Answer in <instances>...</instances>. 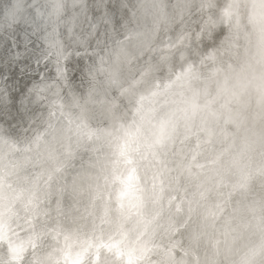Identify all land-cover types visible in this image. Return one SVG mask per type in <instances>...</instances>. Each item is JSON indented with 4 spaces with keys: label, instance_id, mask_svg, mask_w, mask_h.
I'll return each mask as SVG.
<instances>
[{
    "label": "bare ground",
    "instance_id": "obj_1",
    "mask_svg": "<svg viewBox=\"0 0 264 264\" xmlns=\"http://www.w3.org/2000/svg\"><path fill=\"white\" fill-rule=\"evenodd\" d=\"M26 1H33L32 11L38 20L48 24L56 21L55 27L49 26L50 33L37 39L36 45L51 43L60 57L58 60L64 61L68 50L61 41L65 22L53 17L60 8V0ZM125 7L127 13L135 10L140 17L132 18L134 14L125 18L127 26L121 29L122 34H112L108 40L111 43L97 53L86 47V36L81 42L73 40V44L80 43L77 50L83 54L87 75L80 78L78 85L71 90L67 88L61 61L56 75L54 71L55 78L43 79L40 89L35 88L42 101L44 97L58 103L71 98L76 126L57 125L60 119L56 120L54 115L55 124H48L51 128L42 130L31 145L29 139L17 143V136L0 125V170L5 169L0 175V245L9 246L7 251L0 250V264H69L78 254L83 264H95L96 254L100 256V264H131L132 255L146 253L149 238L162 235L168 224L176 223L181 226L173 244L182 247L180 254L162 253L151 262L144 259L142 264H264V135L254 121L246 118L250 113L248 116L258 122L264 111V0H140L134 8L128 4ZM89 23L84 35L101 25L96 18ZM219 23L231 33L227 50L220 48L218 42L209 45L211 30ZM235 33L243 41L240 53L233 48ZM205 40L207 48L203 50L205 47L200 44ZM195 54L200 55L194 57ZM201 58L202 62L214 65L209 71L212 78L206 81L201 80V70H192L193 63ZM177 64H182L179 67L185 70L162 78L160 81L164 83L157 88L156 76H164ZM51 65L54 69L55 64ZM148 71L143 82L140 76ZM51 83L58 90L52 96L45 90ZM77 89L82 92H74ZM115 89L118 92L125 89L124 105L118 115L125 111L131 117L120 126L121 135L114 143V157L123 163L122 177L110 161L94 163L86 157L95 151L99 140L109 138L115 115L111 114L113 104L107 105L105 101L116 102ZM35 100L32 97L26 101V108L42 105V101ZM133 100L135 105L130 110ZM196 127L203 137L195 154H190V161H200V157L214 149L211 172H205L206 178L200 173L202 179L190 173L189 163H183ZM83 133L87 142L91 139L90 144L84 145ZM135 150L140 153L136 158ZM246 156L258 163L255 171L261 174L259 178L252 180L255 177L246 174L243 159ZM152 164L157 170L154 190L145 183ZM63 166L66 169L54 185L48 188L44 185L46 188L41 187L43 190L38 192L37 177L53 179ZM228 173L235 177L228 186L227 205L218 207V186ZM113 183L118 189L115 191L113 186L115 193L109 195ZM176 193L182 196L178 202L181 211L162 218L165 210L159 205L161 200L165 207L168 199H172L169 197L177 196ZM200 194L206 201L197 206ZM147 213L149 219L143 217V221L142 216ZM210 215L214 217L208 222ZM23 218L37 222L28 227L21 223ZM15 224H19L16 230L22 231L11 236L8 229ZM116 233L118 236L113 239ZM94 239L103 240L104 244L93 242ZM156 244L158 251L163 244L160 241ZM99 246H104V252L97 250ZM86 248L88 252L84 253ZM108 251L112 252L111 258L106 254Z\"/></svg>",
    "mask_w": 264,
    "mask_h": 264
},
{
    "label": "rangeland",
    "instance_id": "obj_2",
    "mask_svg": "<svg viewBox=\"0 0 264 264\" xmlns=\"http://www.w3.org/2000/svg\"><path fill=\"white\" fill-rule=\"evenodd\" d=\"M32 1H30L29 3H31ZM23 3H24V0H17V1H15V8L18 6L19 7V11H18V13H17V18H19V16H20V13L23 11V9H25L26 8V6L28 5V4H25V5H23ZM23 8V9H22ZM52 22V23H51ZM49 24H48V26L46 27V28H42V31H43V33H50L49 31L50 30H52L49 26H53V27H55L54 26V24H55V20H53V21H51ZM3 23V24H2ZM2 25V26H1ZM0 26H1V28H0V36H3V34L1 35V30H2V28L4 27V22H0ZM46 30V31H45ZM94 30V29H93ZM99 30L101 31L102 29L101 28H99ZM45 31V32H44ZM116 32L117 33H119V34H122V31L120 30H116ZM234 32H236V31H233V33ZM236 34V36H235V38L233 39V42H235L234 44H235V46H233V48L235 49V47H236V51L238 52V53H240L241 51H242V49H243V47H241V46H243V41L241 40V38H240V36H238V34L237 33H235ZM6 35V34H5ZM4 35V36H5ZM5 37H8V39H10L11 40V37L12 36H9L8 34L5 36ZM238 38V39H237ZM10 40H8V42L12 45H14L16 42H15V39L12 37V40L10 41ZM13 41V42H12ZM122 41V40H121ZM12 42V43H11ZM45 45V44H44ZM44 48H42V50L40 51V52H38L36 55H35V57H39L37 60H39L38 61V63L36 64H34L33 66L34 67H32V66H30V65H28V66H26V65H24V66H26V68L23 66V70L25 71H23L24 72V74L20 71V70H22V67H18V69H16L17 71H13L12 70V72H13V75H12V72H11V70L10 69H6L5 71V73H6V75H8V77L11 79V85H10V87L12 88H10V90L11 91H15V90H19V88H18V86H20L19 84H20V82H19V80H22V78H27L28 76L29 77H34V80H33V87L34 88H38V89H40V84H41V81L44 79V76L46 75V71H48L49 70V72H50V74H51V72H52V78H55V76H54V71L56 70V68H57V64H58V66L59 65H62V62L64 63V66H65V72L64 73H66V71H67V65L65 64V60L64 61H62L61 59L60 60H58L60 57L59 56H57V54H56V52L54 51V49H53V47H52V44L51 43H48L47 45H45V46H43ZM51 49H52V51H51ZM45 51V52H44ZM49 51V52H48ZM11 52H12V54H13V56H14V54H16V52H14V51H12L11 50ZM55 52V53H54ZM81 51L80 50H78V52L77 53H80ZM44 53V54H43ZM47 54V55H46ZM39 55V56H38ZM56 55V56H55ZM40 56H44L43 57V59L40 57ZM40 58H41V60H40ZM56 58H57V60H56ZM228 58V57H227ZM49 59H51V60H49ZM53 59V60H52ZM228 59H231L230 57L228 58ZM45 60V61H44ZM47 60V61H46ZM50 61V62H49ZM58 61H59V63H58ZM62 61V62H61ZM57 62V63H56ZM42 63V64H41ZM47 63V64H46ZM202 65H201V64ZM228 63V62H227ZM226 63V64H227ZM51 64H55V66H54V69H53V65H51ZM213 63H211L210 61L207 63V62H202V58L200 59V60H198V62L196 63H193V72H195L196 70H201L202 71V76H203V78H201V80H208V79H210V78H212L210 75H209V71H210V69L212 70L213 69V67H214V65H212ZM222 64H224V62H222ZM43 65V66H42ZM48 65V66H47ZM141 65V64H140ZM181 65L182 64H177V66H175V68L171 71V72H169V73H167V74H165L164 76H156V77H159V79H158V83H156L157 85H156V87L157 88H159V87H161V85L164 83L163 81H160L162 78H164V77H166L167 75H169L170 73V75H172V73H174V74H178L180 71H184L185 70V68H180L181 67ZM195 65H197V66H195ZM211 65V66H210ZM36 66V67H35ZM38 66V67H37ZM180 66V67H179ZM201 67V68H199V67ZM30 67V68H29ZM49 67H50V69H49ZM178 67V68H177ZM196 67V68H195ZM199 69H198V68ZM225 67V66H224ZM27 68H29V69H27ZM25 69H27V70H25ZM33 69H34V71H33ZM184 69V70H183ZM39 71V73L37 72V71ZM51 70V71H50ZM20 71V72H19ZM28 71H30V72H28ZM33 72V74H32V72ZM176 71L178 72V73H176ZM8 73V74H7ZM28 73V74H27ZM150 73V71H148V72H143L142 74H141V76H140V78H144L147 74H149ZM184 73V72H183ZM27 74V75H26ZM10 75V76H9ZM22 76V77H19L18 78V76ZM31 75V76H30ZM55 75H56V71H55ZM27 76V77H26ZM209 76V77H208ZM13 77V78H12ZM17 77V78H16ZM31 77V78H32ZM39 77V78H38ZM59 76H56V80H58L59 81V78H58ZM168 77H170V76H168ZM172 77V76H171ZM15 79V80H14ZM138 79V77L136 78L135 77V80H137ZM17 81V82H16ZM82 80L80 79V77L78 76V74H76V75H72V76H70V82H72V83H74V84H79L80 82H81ZM14 82V83H13ZM142 82V80L140 81L139 80V83H138V85H140V83ZM143 82H144V79H143ZM15 83H17V88H16V86H15ZM161 83V84H160ZM13 85H14V87H13ZM159 85V86H158ZM13 88H16V89H13ZM160 89V88H159ZM125 90V89H124ZM124 90L122 89L121 91H119L118 92V90H116L115 89V94L114 95H118V96H114L115 97V100H116V102L115 103H113L112 101V99H106V101L105 102H108L107 103V105H111V104H113L112 105V107H113V109L111 110V114H114L115 116H113V120L111 121L112 122V128H111V132H110V134H109V138L107 139V140H103L102 141V139L101 140H99L98 142H97V147H96V149H95V151H93L91 154H88L86 157L88 158V159H90V160H92V162H94V163H98L99 161H101V160H108V161H110V163H111V165H115V168H114V170H116L117 172H119V177H120V173H121V177H122V175L124 174L123 172H124V169H122L121 168V166H122V161L121 160H118V162H117V159H115V157H114V152H113V150H114V147H115V145H114V143L119 139V137H120V135H121V132H120V126L122 127V125H123V123H126V122H128V120L131 118L130 116L129 117H127V115H125V111H124V113H122V112H120V114L121 115H118L119 114V110H121V108H123V105H124V101H125V98L123 97L124 96V94L125 93H123L124 92ZM149 94V93H148ZM148 94H146V95H148ZM145 95V96H146ZM209 96H210V93H209ZM159 98H161V96H159ZM21 100V102L23 101V99H22V97L20 98ZM121 99V100H120ZM119 100V101H118ZM121 101V103L120 104H118L119 102ZM66 102V103H65ZM109 102H111V104H109ZM69 103V104H68ZM73 103V100L70 98L69 100H67V99H64L63 101H59V103L58 102H52L51 100H49L48 98H45L44 97V99H43V101H42V105H41V108L40 107H35V106H33V107H29V108H27V109H25L26 107H21V109H20V113H21V116L22 117H20L21 119H15L14 121H12L8 126H4V127H6L7 128V130L8 131H10L12 134H14L15 136H17V138H18V142L17 143H25L26 142V139H29V141H30V143H31V145L33 144V142L35 141V139L37 140V137H38V134L42 131V130H44V129H48L49 127L51 128V126H53L54 124H55V120H54V118L56 119V120H58V119H60V120H58L59 122L60 121H62V122H58V121H56V122H58V123H56L57 125H64V126H72V127H74V125H75V123H74V120H73V117H72V109H73V107H74V105L72 104ZM134 105H135V100H133L130 104H129V109L130 110H132L133 108H134ZM118 106V107H117ZM35 107V108H34ZM34 108V109H33ZM37 108V109H36ZM39 108V109H38ZM23 109V110H22ZM31 109V110H30ZM70 109V110H69ZM38 110H40V112L38 111ZM41 110H42V112H41ZM35 111V112H34ZM37 111V112H36ZM51 112V113H50ZM67 112V113H66ZM115 112V113H114ZM24 113V114H23ZM33 113V114H32ZM36 115H35V114ZM40 115H39V114ZM43 113V115H41ZM67 114V115H66ZM24 115V116H23ZM28 115V116H27ZM31 115V116H30ZM35 115V116H34ZM47 115V116H46ZM54 115H56L55 117H54ZM26 116V118H23V117H25ZM39 116V117H38ZM42 116H43V119H42ZM34 117H35V119H34ZM41 117V118H40ZM47 117V118H46ZM49 117V118H48ZM52 117H54V118H52ZM65 117V118H64ZM28 118V119H27ZM39 120H38V119ZM45 118V119H44ZM127 118V119H126ZM31 119V120H30ZM33 119V120H32ZM49 119H50V121H49ZM52 119V120H51ZM126 119V120H125ZM25 120V121H24ZM26 120H27V122H26ZM46 120H48L47 122H46ZM54 120V121H53ZM73 120V121H72ZM29 121H30V123H29ZM41 121V122H40ZM51 121H53V124H52V122ZM120 121H121V123H120ZM14 122H16V123H14ZM21 122H22V124H21ZM24 122V123H23ZM46 122V123H45ZM49 122V123H48ZM51 122V123H50ZM117 122L119 123V124H117ZM20 125H19V124ZM35 123V124H34ZM45 123V124H44ZM27 124V125H26ZM37 124H38V126H37ZM48 124H51V126H47ZM69 124V125H68ZM10 126V127H9ZM20 126V127H19ZM45 126V127H44ZM76 126V125H75ZM18 127V128H17ZM37 128V129H36ZM21 130V131H20ZM85 132V131H84ZM34 133H36V134H34ZM112 136V137H111ZM118 136V137H117ZM83 137H84V139H83V142H84V145H88V144H90L91 143V139L90 140H88V142H87V140L85 139L86 137H85V133H83ZM203 137V132L198 128V127H196V128H194V130H193V132H192V138H191V140H190V143H189V145H188V147H187V149H186V151H187V156H186V158H185V160L183 161V163H189V168H190V173H192V174H194V175H197V177H198V179H202V178H206V176H208V174L206 175V173H210L211 171V166L213 165V161L211 160V158H212V155H213V152H214V149H210V151H208L205 155H203L202 157H200V161H199V159L198 160H196V161H194L193 162V160L192 161H190V157H191V155L190 154H195V152H196V148H197V146H198V141H199V139H201ZM117 138V139H116ZM102 147V148H101ZM103 150V151H102ZM138 150V149H137ZM137 150H135V158L136 157H138L139 156V152L137 151ZM101 151V152H100ZM94 153V154H93ZM96 153V154H95ZM99 154V156H97ZM99 157V158H98ZM96 159H98V160H96ZM244 159V165H245V169L248 171L246 174H249V175H251V177H255V178H253L252 180H254V179H256V178H259L260 176H261V174H259L258 173V171L256 172L255 171V169L257 170V168H258V163L257 162H251V161H249L248 159H247V156L246 157H244L243 158ZM142 160V159H141ZM141 160H139V162L141 161ZM189 161V162H188ZM117 162V163H116ZM199 163H201V165H199ZM246 163H247V165H246ZM251 165H250V164ZM117 164V165H116ZM193 164V165H192ZM195 164V165H194ZM249 164V165H248ZM253 164V165H252ZM110 165V166H111ZM203 165V166H202ZM257 165V166H256ZM118 166V167H117ZM198 166H200L201 168L202 167H205V168H200V170H198ZM251 166H253L252 168H251ZM256 166V167H255ZM64 167V166H63ZM63 167H61L60 168V170H58L55 174H57L56 175V177L55 178H53V179H45L43 176H40V177H37V182L39 183V189L40 190H38V192L39 191H41V190H43V189H45L46 187L45 186H47V188L48 187H50V186H53L54 185V183H55V181L57 180V179H59L61 176H62V174L64 173V171H65V169H66V166L63 168ZM152 170H149V172H148V180H146L145 181V183H147L146 184V186L147 187H149L151 190H154V182H153V179L155 178V173L157 172V170H155V166H154V164H152ZM209 168V169H208ZM250 168H251V170H250ZM120 169V170H119ZM196 169V170H195ZM207 169H208V171H207ZM253 169V170H252ZM154 170V171H153ZM196 171V172H195ZM252 172V174L251 173H249V172ZM2 172V173H1ZM5 173V169H1L0 170V175H2L3 176V174ZM206 172V173H205ZM197 173V174H196ZM202 173H204V175H202V178L200 177V175ZM59 174V175H58ZM151 174V175H150ZM5 176V175H4ZM58 176V177H57ZM204 176V177H203ZM229 176V177H228ZM173 177V179H175V176L173 175L172 176ZM234 175L233 174H231V173H228V175H226L225 177H223L225 180H226V182H225V180H223L222 179V181H221V183H220V185L218 186V190L220 189V196L218 197L219 199H217L216 201H218V203H217V205H218V207L221 205V206H223V205H227V193H228V189H229V187H230V185H232V181H233V179H234ZM39 178V179H38ZM229 178H231V179H229ZM233 178V179H232ZM231 180V181H230ZM42 182V183H41ZM46 182V183H45ZM52 182V183H51ZM211 184L213 183V181L212 180H210L209 181ZM64 183V184H63ZM62 183V186H64L65 185V183L66 182H63ZM229 183V184H228ZM43 184V185H42ZM27 185V184H26ZM42 185V186H41ZM45 185V186H44ZM112 185V184H111ZM113 186H116V188H115V191H117V189H118V186L116 185V183H113V185L112 186H110V189H109V195H112V194H114L115 193V191H113L112 189H114L113 188ZM224 186H226V187H224ZM229 186V187H228ZM43 189H42V188ZM112 188V189H111ZM226 189V190H225ZM111 191V192H110ZM178 192V191H177ZM177 194V196L175 195V194H173V195H171L169 198H172V199H168L169 201H168V203L166 204V206L165 207H163V201L164 200H161V202H160V206L165 210L164 211V215L162 216V218H165L166 217V215L168 216V215H173V214H177V213H179L180 211H181V209L178 207V202H181L182 201V196L181 195H179V193H176ZM202 194V193H201ZM199 195V197H198V200H197V206L198 205H200L202 202L203 203H205V201H206V199H205V197H203L202 198V195ZM222 195V196H221ZM37 196L40 198V200H44V198L43 199H41V194L40 193H37ZM254 195H251V196H249V197H253ZM221 197V198H220ZM226 197V198H225ZM178 198V199H177ZM224 200H223V199ZM176 200V202H175V200ZM200 199V200H199ZM204 199H205V201H204ZM179 200V201H178ZM225 201V202H224ZM221 202V203H220ZM175 203V204H174ZM200 203V204H199ZM170 204V205H169ZM174 205V206H173ZM195 205V206H196ZM216 205V206H217ZM170 206H171V208H170ZM196 206V207H197ZM167 207V208H166ZM218 207H215V208H213V210L214 211H216V209L218 208ZM168 210V211H167ZM148 216V213L146 214V215H143L142 216V219H143V217H144V219H149V216ZM214 216L213 215H210V217H208L207 218V221L208 222H211V219L213 218ZM210 218V219H209ZM144 219H143V221H144ZM146 219V220H147ZM167 219H169V218H167ZM145 220V221H146ZM163 220V219H162ZM22 221L23 222H21L22 224H25V225H27L28 227H30V226H32L33 224H35L37 221L35 220V219H32V218H23L22 219ZM19 222V224H21ZM60 222L63 224H66L65 222H63V220H60ZM18 224V225H19ZM49 224V223H48ZM62 225V226H65V225ZM16 225V224H15ZM13 225L14 227H15V229H14V227L13 226H11L9 229H8V231L10 232V234H11V236H13V235H15V234H13V233H17L18 235H20V233H21V231L19 230V231H17L19 228H18V225ZM50 225V224H49ZM53 225V223H51V225L50 226H52ZM176 225V226H175ZM175 225H172V224H168V226H167V228H169V229H167L166 228V230H167V232H165V233H162V235H160V236H154L153 238H149L148 239V242H147V249H146V253L143 255V254H138V255H136V256H133L132 255V259H133V261H132V259H131V264H142V262L144 261V259H145V261L144 262H147L148 260L150 261H152V259H154V258H156V256H159L160 254L161 255H163L164 253H176L175 254V256H177V255H179L180 254V251H182V247L180 246V245H175V244H173V241L175 240V238H176V236H177V233H178V229H179V227L181 226V225H179V223H176ZM178 225V226H177ZM208 225V224H207ZM173 226V228L171 229V227ZM18 228V229H17ZM177 228V229H176ZM17 229V230H16ZM51 229L53 230V228L51 227ZM50 229V231H52ZM14 230H16V232H14ZM26 230H28V229H26ZM165 230V231H166ZM170 230H172V232L170 231ZM170 231V232H169ZM167 233V234H166ZM169 233H171V234H169ZM173 233V234H172ZM10 234H9V236H10ZM164 234V235H163ZM118 236V234L116 233L115 235H113V239L114 238H116ZM164 236V240L162 241L161 240V237H163ZM158 237H160L159 238V241L161 242V244H163L162 245V249L164 250V252H163V250H161V248H158V251L156 250L157 248V244L156 243H159V241H158ZM111 238V239H112ZM157 238V239H156ZM170 238H171V240H170ZM152 239H155V240H152ZM174 239V240H173ZM110 240H106V243H108ZM140 241V240H139ZM155 241V242H154ZM93 242H101V245H103L104 244V242H103V240H99V239H94V241ZM154 242V243H153ZM105 243V244H106ZM152 243H153V245H152ZM6 245V244H5ZM5 245H0V250H3V251H7L8 250V247L9 246H5ZM7 245H8V243H7ZM5 246V247H4ZM175 246V247H174ZM103 248H104V246H102ZM102 247L101 246H99L98 247V249L97 250H99V252L101 253V252H104V249H102ZM151 247V248H150ZM170 247V248H169ZM177 247V248H176ZM181 247V248H180ZM155 249V250H154ZM181 249V250H180ZM154 250V251H153ZM153 251V252H152ZM148 253H150L149 255H148ZM163 253V254H162ZM106 254H107V256L108 257H110L111 258V256H112V252H110V251H108V252H106ZM147 254V255H146ZM90 255H92V253H90ZM121 255H123V252L121 251ZM146 255V256H145ZM140 256H142V257H140ZM123 257V256H122ZM145 257V258H144ZM142 258V259H141ZM146 259H147V261H146ZM135 260V261H134ZM137 260V261H136ZM139 261V262H138ZM148 261V262H149ZM150 261V262H151ZM63 261H61V263H62ZM130 262V261H129Z\"/></svg>",
    "mask_w": 264,
    "mask_h": 264
},
{
    "label": "water",
    "instance_id": "obj_3",
    "mask_svg": "<svg viewBox=\"0 0 264 264\" xmlns=\"http://www.w3.org/2000/svg\"><path fill=\"white\" fill-rule=\"evenodd\" d=\"M15 1L17 0H0V22H4L1 34H8L9 36L14 37L16 42L14 45H11L8 42V37L0 36V125L2 127L8 126L15 119H20L21 113H19V110L21 109V106L26 107V101L30 98L36 97L37 100H35V102L39 100L42 101V99H40V95L38 94L39 92L32 87L34 77H27L19 80V90L17 89L15 91H11V79L5 73L6 69H10L12 72V70L16 71L18 67L27 64L33 66L35 63H38L39 60H37L35 55L42 50L44 44L38 46L36 45V41L41 38L40 36L45 34L43 33L42 28H46L48 26V22L38 20L35 16L32 11L34 7L33 1L29 4L30 1L24 0L23 5H28L20 13L19 18H17L18 12L14 17H10L8 15V11L15 8ZM77 1L78 0H63L62 2V0H60V8L55 11V14H53L54 18H63L65 22V29L63 30L61 41L64 49H68L64 59L65 64L67 65V73H65L66 77H64V79L69 90L78 85L70 82V76L76 74H78L80 78H85V76H87L84 72L85 59L82 58V52L75 53V51H78L77 46H79L80 43L73 44V40L79 39L81 42L82 38L86 36V39L84 40L86 41V47L93 49L91 53H97L103 48V46L111 43V41L108 42L109 37L112 34H116V30H121L127 26L125 18L134 14L135 15L132 16V18L140 17L135 10L131 11L132 14H129L130 12L127 13L125 7V4H128L134 8L135 6H138L140 0H126L124 5L122 4L123 0H80V3ZM82 8L86 9V11L82 12ZM74 17H76L77 23L73 27L69 22ZM92 18L98 19L101 25L93 27L94 30L87 35H84L86 28L90 26L89 20ZM51 20H53L52 17ZM131 23L133 24V22H130V24ZM24 25L27 27H23ZM68 26L72 28L71 31H69ZM99 28L102 30L100 31ZM212 29V36L209 37L212 38V42L209 45H212V43L216 44L218 42L220 48H226L227 50L231 41L230 31L224 29L221 23L217 24L216 27ZM5 42L8 43L9 48L6 47L7 44ZM206 42L207 41L205 40L200 45ZM203 46L205 47L207 44H203ZM206 48L207 47L203 48V50ZM11 50L16 52L14 56H12L13 54ZM200 51L201 53L203 52L202 50ZM142 52L145 53L143 49ZM197 55L200 54H195L194 57ZM177 59V57L174 58L173 62H176ZM89 60L91 59L89 58ZM45 73V80L52 79V72L50 74L48 70ZM56 87L57 86H54L52 83L47 84L45 86V90L51 92L50 94L52 96L58 91ZM64 89H66V87H64ZM78 91L82 92L78 89L74 92ZM105 94L107 96L110 95L108 91H105ZM21 97L23 98V104H21L20 101ZM34 106L41 108V105ZM249 114L250 113L246 116L248 121H254L257 128H259L264 135V111L262 112L263 115L258 122H256L257 119L254 120L249 117Z\"/></svg>",
    "mask_w": 264,
    "mask_h": 264
},
{
    "label": "snow or ice",
    "instance_id": "obj_4",
    "mask_svg": "<svg viewBox=\"0 0 264 264\" xmlns=\"http://www.w3.org/2000/svg\"><path fill=\"white\" fill-rule=\"evenodd\" d=\"M58 7H59V6H57V8H58ZM18 11H19V7L17 6L16 8L10 9V10L8 11V15H9L10 17H14ZM83 11H86V9H83V8H82V12H83ZM69 23L74 27L75 24L77 23V19H76V17H74ZM71 30H72V28L70 27V28H69V31H71ZM83 251H84V253H87V252H88V249L86 248V249H84ZM94 259H95V264H100V256H99V254H96V255L94 256ZM69 264H83V260L81 259L80 254H78V255H77L76 257H74V258H71L70 261H69Z\"/></svg>",
    "mask_w": 264,
    "mask_h": 264
}]
</instances>
